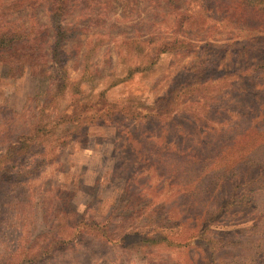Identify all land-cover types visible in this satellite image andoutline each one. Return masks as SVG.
<instances>
[{
    "label": "rangeland",
    "instance_id": "obj_1",
    "mask_svg": "<svg viewBox=\"0 0 264 264\" xmlns=\"http://www.w3.org/2000/svg\"><path fill=\"white\" fill-rule=\"evenodd\" d=\"M50 1L0 0V23L38 29L39 45L46 48L53 33ZM178 1L186 7V0ZM244 1L255 9L264 8V0ZM67 3L61 23L72 30L63 45L64 69L69 81H79V92L67 84L64 91L52 94L58 69L51 63L36 72L26 65H0V169H6V178L0 180L1 264L2 260L16 264H264L262 170L260 178L241 186L244 198L230 200L216 212L231 186L242 182L243 172L228 178L231 181L210 184L207 195L190 197L198 179L189 184L191 173L170 176L163 162L164 157L184 153L211 158L223 143L241 139L250 124H260L264 133V117H255L258 111L264 114V86L255 99L252 93L256 84L264 82V72L258 79L245 70L249 77L240 82L249 95L234 89L238 84L235 69L242 58L233 55L238 47L232 53L228 34L233 27L218 20L210 21L215 26L208 30L204 23L180 28L176 11L165 0ZM176 37L196 46L156 53ZM206 41L212 46L200 51L198 45ZM259 46L250 62L260 59L264 41ZM212 57H217L214 71L200 74L190 88L194 90L175 92L168 104L154 105L156 98L176 85V78L200 70V62ZM132 69L136 71L129 74ZM84 70L88 76L80 80ZM219 75L224 76L207 78ZM224 85L226 89L221 88ZM219 101L239 109L249 105L251 113L233 116L228 126L220 127L225 114L216 112ZM258 103H262L260 109ZM37 121L42 127L37 143L27 140L20 152L6 155L15 135L32 133ZM260 156L264 158V149ZM249 170L256 173L254 168ZM130 184V191L144 189L140 199L136 197L140 201L154 199L160 204L164 200L165 208L176 215L168 221L170 227L180 219L179 227L165 231L169 235L165 242L145 241L152 225L143 227L160 218L163 208L155 207L158 210L151 214L149 206L139 216L142 208L121 203L129 199V191L123 190ZM211 211L217 215L208 218L217 222L197 236L204 231L206 212ZM56 236L64 237V242H53ZM35 251L43 259L27 261Z\"/></svg>",
    "mask_w": 264,
    "mask_h": 264
},
{
    "label": "trees",
    "instance_id": "obj_2",
    "mask_svg": "<svg viewBox=\"0 0 264 264\" xmlns=\"http://www.w3.org/2000/svg\"><path fill=\"white\" fill-rule=\"evenodd\" d=\"M67 2L68 0L50 1V7H49L50 9L48 11L49 13L48 16H49V23L53 30V33H52V39L46 45V48L43 46L42 43H40L39 45V41H38L39 37L36 36L37 32H39L37 31L38 29L37 30L33 29V31H28L17 22H8L9 24L6 27H2L0 23V65L9 68L15 67L16 65H20V66L26 65L30 70L36 72V70L39 69V66H42L43 64L45 65V63L47 62L48 64L51 63L52 66L58 69V81L56 84L57 88L52 93L53 95L64 91L65 87L68 86L67 84H70L69 88L74 93L79 92V87H78L79 81H69V79H67V76L65 75V69H64L66 53L63 50V45L71 37V30H72L68 27L63 26L61 23L62 18L64 16V12L69 8ZM177 2L179 3L178 0H165L166 5L169 8H171L174 12L176 11L175 12L177 15L176 25H178L180 28L183 27L184 25H189L188 28L192 29L193 23L196 26H197L196 23L199 24L204 23L205 30L206 29L208 30L211 29L213 26H215L214 23L210 24V21L217 22L218 20H225L227 24L231 26V28L233 27L231 29L232 32L229 31L228 34L229 42L231 43L232 53L233 51L236 50L234 47H238V50L235 51L233 55L234 57H237L240 54L242 58L241 62L239 63L240 66L236 67L235 69V73L237 74V79L235 78V80L236 82H238V84L234 89H236L237 91L242 90L241 93L244 96L249 95L251 92L244 91V89L241 88L242 84L240 81L246 80L249 77L248 73H246L245 70L249 69L248 71L251 72V75L252 74L256 75L253 77L258 79L259 76L262 75L264 72V58L262 57V55L264 56V47L263 49L261 48L260 50V54H259L260 59L254 62H250L252 58L251 55L252 51L256 48L261 47L259 46V44L262 45V42L264 41V8L255 9L253 6L246 4L244 0H189L188 3L186 0L184 3L186 7L184 8H183V4L180 6ZM186 43L187 42L184 41L183 39L176 37L169 41L164 42L159 47L156 53L160 54L164 52H172L173 50L177 49L178 46H181V48L185 47V45L186 46L189 45L192 47L196 46V43L194 42H189L190 44L188 43L186 44ZM198 46H200L199 49L201 51L207 48L208 46H212V44H210L209 41H206L204 43H200ZM224 46L225 44L222 47ZM157 54L155 56L156 58H157ZM153 57L154 55L152 56V58ZM216 61H217V57H212L210 59L204 58L200 62V66H201L200 70L193 71L187 74L185 73L181 77L176 78L174 80L176 85L174 87L167 89L165 94L163 96H160V98H156L153 101L154 105L163 106L166 105V103L168 104L171 101L172 95L175 92L180 93L181 90L187 92L194 90L190 88L194 84L198 83L197 81L199 80V78H201L200 74L214 71L213 67ZM135 71L136 70L132 69L129 70L128 72L129 74H132ZM86 76H88V74L86 70H84L83 73L81 74L80 80H83ZM220 76H224V75H219L218 77L210 76L207 78H219ZM181 79H183V81H179ZM206 80L209 81L211 79H206ZM232 82L230 83V85L234 84ZM182 83L186 84L183 85L185 89H182L183 88ZM255 86L258 87L257 89L253 88V90L255 89L257 91L252 90V93L254 94V95L252 94L254 99L258 96V93L260 92L259 87L261 88L262 86H264V82L262 81V83L260 82ZM203 88L205 90L208 89L205 87ZM221 88L226 89L227 86L224 85ZM100 96H103V92L99 93V97ZM245 102H251V101L246 100ZM218 104L219 105L218 108L216 109V112H222L225 114V116L219 120L220 127H223L224 124L225 126H228V123H230L233 116H235V118L238 117L243 118L244 116L251 113V108H249V105L247 107H243V108L241 107V109H239L237 106H233V104L229 105L228 102L222 103V101H219ZM225 106H227V108H225ZM261 106L262 103L257 104L258 109H260ZM232 113L234 115H232ZM258 114L259 115L256 114L255 117L257 116L264 117V114L260 115L259 111ZM226 115H228V117H226ZM249 126L250 127H248L245 133H243L244 136H242L241 139L232 140L227 143H223L220 146L217 153L211 158L201 159L199 155L193 153L192 154L184 153V155L183 154L175 155L174 158L173 157L171 158L170 156L164 157L163 162L165 164L166 170H168V172L171 174L170 176L175 175V177H180L183 174L185 175L191 173L192 176L190 177L192 178L194 176V178L193 179L190 178L188 180L189 184H193L198 179V182L196 181L197 183L190 188V194H191L190 197L194 196L196 193L197 194L202 193L204 195L206 193H210V188L212 186L210 184L214 183V185H216V181L218 182L220 180L231 181L228 178H232L238 173L241 174V172H243L242 182L233 184L231 186V191L229 192V194L226 197L221 198V200H223L222 204L217 205V209L215 208L216 212H220L221 208H225V206L230 200L244 198L243 191L245 190L241 191V186H244L243 184L247 185L248 182L255 179L256 176L260 178L261 170H262V174H264V158L261 159L260 156V153L264 149V133L262 134L260 133V129H261L260 124L258 126H253L252 124H250ZM41 129L42 127L40 125V121H37V123H35V125L33 126L32 133L21 132L16 134L15 142L14 141L10 142L7 145L6 155H9L11 151L20 152L23 149V147L26 146L25 143L27 142V140L30 143L36 142V140H38L39 138L38 133L39 131H41ZM200 130H204L202 126L200 127ZM181 131H183V133L185 132L184 129H181ZM203 132L204 131H201V133ZM250 168H254L256 170V173L254 175H252L251 170H249ZM4 172H6V169L4 168L0 169V180L6 178V176L3 175ZM205 179H207V183H204L206 181ZM128 187H131V184L125 185L123 191L126 190L129 191L130 193L129 199L128 200L121 199V203L125 204V202L127 203L130 202L131 204H133L132 205L133 208L136 207V210L142 208L138 211L139 216H142L144 209H148L149 206L153 210L151 211V214H153L158 210V209L156 210L155 207L163 208L162 209L163 212H161L159 216L160 218L155 219L153 222L149 221L148 223L143 224V227L147 225H152L151 229L146 231V233L149 234L150 236L148 238H145V241L158 243L163 241L165 242L166 240H168L169 235H167V232L165 231H171L172 229H176L177 227H179L180 219L176 222V224L172 223L174 224V226L170 227L168 221L172 220L173 216L176 215H173L171 208L170 209L165 208L164 200H162L160 204L158 202H155L154 199H150L149 201H145V202L140 201L138 199H140V195H142L143 193L142 191L144 189L140 188L137 190V188L136 189L134 188L132 189V191H130ZM170 197L171 196H169V198ZM154 203L158 205L154 206ZM252 208L255 209L257 207L252 206ZM212 213L217 215L213 211L208 213L206 212L207 217L203 219L201 225L204 231L202 230L203 231L202 233L201 231H199L198 234H196L197 236L208 232L210 227H212V225H215L214 221L217 222L213 218L212 219L208 218V215L211 216ZM177 216H178L177 218L180 217V215L178 214ZM158 220H162V221L157 222ZM236 224L239 225L242 224V222L240 221L239 223ZM130 228L134 229L135 226L130 225ZM132 232L134 231H130L128 233H132ZM162 232H164V235H162ZM56 238L53 239V242H58V243L64 242L63 240L64 237L61 238L59 236H56ZM30 250H32V247L29 248V251ZM35 254L36 251L32 255H30L31 257L27 261H30L31 263H35V261L36 260L38 261L39 258L41 260L43 259V256L39 257ZM5 261L6 260L4 261L2 260V264H16L9 261L6 262Z\"/></svg>",
    "mask_w": 264,
    "mask_h": 264
}]
</instances>
